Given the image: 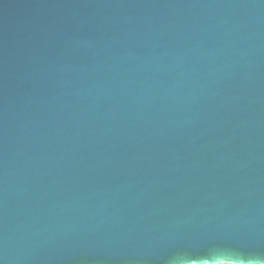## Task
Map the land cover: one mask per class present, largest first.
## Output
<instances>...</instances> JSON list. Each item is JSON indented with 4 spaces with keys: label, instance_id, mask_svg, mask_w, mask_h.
<instances>
[{
    "label": "water",
    "instance_id": "1",
    "mask_svg": "<svg viewBox=\"0 0 264 264\" xmlns=\"http://www.w3.org/2000/svg\"><path fill=\"white\" fill-rule=\"evenodd\" d=\"M0 264H264V0H0Z\"/></svg>",
    "mask_w": 264,
    "mask_h": 264
}]
</instances>
